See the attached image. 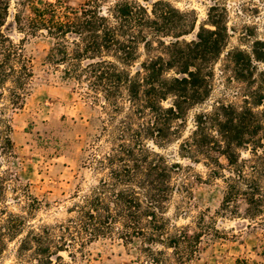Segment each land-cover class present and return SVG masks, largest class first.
Instances as JSON below:
<instances>
[{
  "label": "trees",
  "instance_id": "obj_1",
  "mask_svg": "<svg viewBox=\"0 0 264 264\" xmlns=\"http://www.w3.org/2000/svg\"><path fill=\"white\" fill-rule=\"evenodd\" d=\"M103 1L87 0L72 8L60 2L40 6L37 0H0V100L6 91L11 105L20 108L34 77L23 46L3 31L13 4L16 30L52 40L46 62L61 81L73 82L104 111L102 133L112 143L91 163L104 173L97 185L74 196L78 200L63 222L30 229L19 241L17 259L19 264H68L61 252L84 260L86 248L100 239L125 244L140 239L155 264L169 262L165 250H156L158 245L172 250L176 264H188L211 227L200 226L192 233L188 227L169 229L164 215L175 191L172 175L181 166L169 163L150 144L163 148L180 139L189 111L208 99L214 65L229 38L226 23L213 5L207 15L211 28L200 26L187 41L184 37L195 30V21L170 0H116L105 10ZM140 49L145 59L133 70ZM240 54H230L237 78ZM5 141L11 144L8 136ZM241 151L259 162L242 159ZM260 151L264 118L249 106L221 104L210 113L196 114L193 132L180 144L182 158L198 162L202 157L211 166L210 175L226 183L222 213L237 214L243 201L245 218L253 221L264 217ZM23 225L21 217L16 226H0V255L6 239L21 235Z\"/></svg>",
  "mask_w": 264,
  "mask_h": 264
},
{
  "label": "rangeland",
  "instance_id": "obj_2",
  "mask_svg": "<svg viewBox=\"0 0 264 264\" xmlns=\"http://www.w3.org/2000/svg\"><path fill=\"white\" fill-rule=\"evenodd\" d=\"M86 1L37 0V4L60 2L77 8ZM114 1H103V10ZM170 3L195 21V30L185 40L193 39L202 25L211 28L207 15L213 5L223 14L229 38L214 65L211 93L204 103L189 111L181 138L163 148L150 144L169 163L181 166L172 175L175 191L164 216L171 231L188 227L192 233L199 231L200 226L211 227L188 264H264L261 224L264 217L255 221L246 219L243 201L239 202L237 214L222 213L226 183L210 175L211 166L202 157L195 162L180 156V144L193 132L196 114L210 113L224 104L252 107L264 118V0H170ZM13 13L12 4L3 31L14 43L23 46L32 60L34 77L20 108L11 105L6 91L0 100V121L10 127V130L4 129L3 124L0 127V226H16L24 218L22 234L6 239L0 264H19V241L30 229L56 225L68 217L67 209L78 200L74 196L86 194L104 175L91 163L94 157L108 152L112 144L102 133L104 111L73 82L61 81L60 73L46 62L52 40L45 35L27 37L19 33L13 24ZM236 51L241 52L236 55L240 78L230 60V54ZM140 55L133 70L145 59L142 49ZM6 136L11 144L5 141ZM259 154L264 157V151ZM241 158L259 162L246 151H241ZM221 162L225 164L223 159ZM144 247L140 239L128 244L118 239H100L86 248L84 260H72L67 252L60 255L68 264H155L146 257ZM155 248L166 251L168 264H176L171 249L161 245Z\"/></svg>",
  "mask_w": 264,
  "mask_h": 264
}]
</instances>
